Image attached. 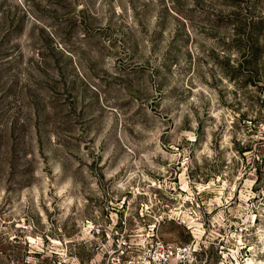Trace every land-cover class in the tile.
<instances>
[{
    "label": "rangeland",
    "instance_id": "obj_1",
    "mask_svg": "<svg viewBox=\"0 0 264 264\" xmlns=\"http://www.w3.org/2000/svg\"><path fill=\"white\" fill-rule=\"evenodd\" d=\"M259 16L0 0V264H139L156 238L264 264V90L238 46Z\"/></svg>",
    "mask_w": 264,
    "mask_h": 264
},
{
    "label": "trees",
    "instance_id": "obj_2",
    "mask_svg": "<svg viewBox=\"0 0 264 264\" xmlns=\"http://www.w3.org/2000/svg\"><path fill=\"white\" fill-rule=\"evenodd\" d=\"M240 22L246 25L243 19ZM252 24L250 32H243L238 39L239 50L247 51L248 55L242 78L264 90V16L257 17Z\"/></svg>",
    "mask_w": 264,
    "mask_h": 264
},
{
    "label": "built area",
    "instance_id": "obj_3",
    "mask_svg": "<svg viewBox=\"0 0 264 264\" xmlns=\"http://www.w3.org/2000/svg\"><path fill=\"white\" fill-rule=\"evenodd\" d=\"M199 248L195 240L170 244L161 238H156L148 251L143 256H139V264H201L198 260Z\"/></svg>",
    "mask_w": 264,
    "mask_h": 264
}]
</instances>
